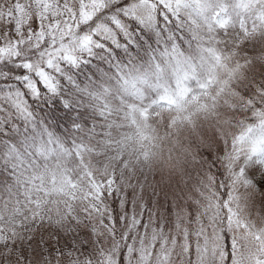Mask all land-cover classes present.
I'll list each match as a JSON object with an SVG mask.
<instances>
[{"label":"snow or ice","instance_id":"snow-or-ice-1","mask_svg":"<svg viewBox=\"0 0 264 264\" xmlns=\"http://www.w3.org/2000/svg\"><path fill=\"white\" fill-rule=\"evenodd\" d=\"M0 264H264V0H0Z\"/></svg>","mask_w":264,"mask_h":264}]
</instances>
